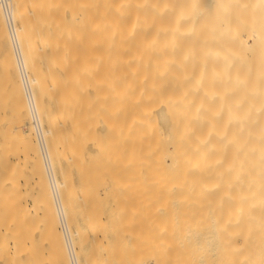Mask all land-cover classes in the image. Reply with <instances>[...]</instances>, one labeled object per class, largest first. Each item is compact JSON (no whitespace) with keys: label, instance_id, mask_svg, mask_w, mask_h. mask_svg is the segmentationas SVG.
Listing matches in <instances>:
<instances>
[{"label":"bare ground","instance_id":"bare-ground-1","mask_svg":"<svg viewBox=\"0 0 264 264\" xmlns=\"http://www.w3.org/2000/svg\"><path fill=\"white\" fill-rule=\"evenodd\" d=\"M0 264H264V0H0Z\"/></svg>","mask_w":264,"mask_h":264}]
</instances>
